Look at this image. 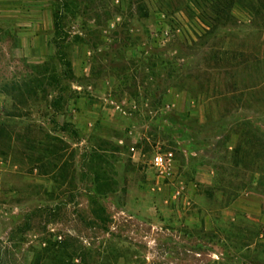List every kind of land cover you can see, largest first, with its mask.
Returning <instances> with one entry per match:
<instances>
[{
	"label": "rangeland",
	"instance_id": "374dc122",
	"mask_svg": "<svg viewBox=\"0 0 264 264\" xmlns=\"http://www.w3.org/2000/svg\"><path fill=\"white\" fill-rule=\"evenodd\" d=\"M263 156L264 0H0V264H264Z\"/></svg>",
	"mask_w": 264,
	"mask_h": 264
},
{
	"label": "built area",
	"instance_id": "2783aa9c",
	"mask_svg": "<svg viewBox=\"0 0 264 264\" xmlns=\"http://www.w3.org/2000/svg\"><path fill=\"white\" fill-rule=\"evenodd\" d=\"M172 162V156L167 154H155L152 158L151 164L154 167L159 177L163 178L169 174L170 166Z\"/></svg>",
	"mask_w": 264,
	"mask_h": 264
},
{
	"label": "trees",
	"instance_id": "16d2710c",
	"mask_svg": "<svg viewBox=\"0 0 264 264\" xmlns=\"http://www.w3.org/2000/svg\"><path fill=\"white\" fill-rule=\"evenodd\" d=\"M52 17H53V27H54V29H55V31H57V29H58V22H57V17L55 16V14L54 15H52ZM61 41H63V40H61ZM55 48H56V51H57V59H58V63H60V66H62V68H63V73H62V78L64 79V80H69L70 79V67H69V63L67 62V60L65 59V57L60 53V48H61V45H59V44H57V43H55ZM52 80V79H51ZM56 81H54V82H52L53 84L55 83ZM59 100H60V97H56L55 99H54V101H53V104H55V103H57V102H59ZM264 157V156H263ZM237 194L238 193H236L233 197H232V200L234 201L235 200V198L237 197Z\"/></svg>",
	"mask_w": 264,
	"mask_h": 264
},
{
	"label": "crops",
	"instance_id": "0c3cea01",
	"mask_svg": "<svg viewBox=\"0 0 264 264\" xmlns=\"http://www.w3.org/2000/svg\"><path fill=\"white\" fill-rule=\"evenodd\" d=\"M241 201H239V203H240ZM239 203H237V202H234V204H235V206H238V204ZM240 206H241V204H240ZM255 217H261V214H259L258 216H256V215H254Z\"/></svg>",
	"mask_w": 264,
	"mask_h": 264
}]
</instances>
